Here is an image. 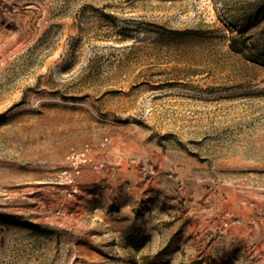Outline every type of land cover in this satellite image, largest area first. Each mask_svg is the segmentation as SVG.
<instances>
[{
    "label": "rangeland",
    "instance_id": "rangeland-1",
    "mask_svg": "<svg viewBox=\"0 0 264 264\" xmlns=\"http://www.w3.org/2000/svg\"><path fill=\"white\" fill-rule=\"evenodd\" d=\"M0 264H264V0H0Z\"/></svg>",
    "mask_w": 264,
    "mask_h": 264
},
{
    "label": "built area",
    "instance_id": "built-area-1",
    "mask_svg": "<svg viewBox=\"0 0 264 264\" xmlns=\"http://www.w3.org/2000/svg\"><path fill=\"white\" fill-rule=\"evenodd\" d=\"M82 156H83V158L85 159V156H86V154H85V153H83V154H82Z\"/></svg>",
    "mask_w": 264,
    "mask_h": 264
}]
</instances>
